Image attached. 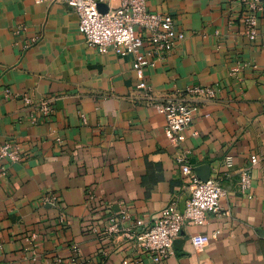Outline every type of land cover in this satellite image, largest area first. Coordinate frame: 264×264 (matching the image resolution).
<instances>
[{"label":"crops","instance_id":"crops-1","mask_svg":"<svg viewBox=\"0 0 264 264\" xmlns=\"http://www.w3.org/2000/svg\"><path fill=\"white\" fill-rule=\"evenodd\" d=\"M146 5L171 15L185 35L145 69L154 98L190 86L218 90L180 144L135 90L132 56L88 47L63 0H0V142L20 153L0 179V263L151 264L148 252L103 232L108 218L123 212L130 220L122 228L135 219L149 226L171 200L182 211L189 194L181 167L208 165L225 191L220 216L185 224L162 264H264V13L249 41L232 0ZM24 96L48 101L51 114L40 117ZM243 171L251 186L241 193ZM51 194L56 204L45 201ZM194 234L209 237L200 251Z\"/></svg>","mask_w":264,"mask_h":264},{"label":"built area","instance_id":"built-area-1","mask_svg":"<svg viewBox=\"0 0 264 264\" xmlns=\"http://www.w3.org/2000/svg\"><path fill=\"white\" fill-rule=\"evenodd\" d=\"M37 3L43 0H35ZM67 6L78 15V32L84 36L88 47L98 54L112 51L116 56H132V70L135 74V90L142 93L145 104L152 107L165 119L164 134L173 144H180L185 139V132L191 126L200 103L214 100L217 89L204 86H190L185 90L176 91L173 95L156 99L145 81V69L160 57L172 54L178 43L185 39L183 32L176 30L174 20L169 14L150 12L146 0H63ZM241 8L240 23L243 33L249 41L257 38L258 19L264 13L263 0H232ZM98 4L107 7L105 13L98 10ZM240 69L236 66L230 74ZM5 97L11 95L9 90L4 91ZM27 107L38 112L40 117H48L52 108L48 101L33 102L28 96L22 98ZM33 119V118H32ZM20 153L16 146L0 142V179L5 178L7 164L19 160ZM256 156L250 157L251 166L257 163ZM182 162V159H178ZM230 167V160L226 161ZM183 187L189 197L184 209L178 210L175 200H171L160 212L157 220L146 226L142 220H133L128 228H122L124 221L129 217L121 212L120 217L111 216L108 224L103 228L107 236L120 234L133 246L149 253L151 264H162L167 258L174 255V242L178 238L183 226L187 223L194 226H204L207 223V214H216L218 217L220 200L225 191L219 182L209 179L201 181L188 165L181 167ZM239 191L246 192L251 181L247 171H243L238 182ZM50 204H56L55 194L45 198ZM219 231L212 234L216 238ZM192 246L200 251L209 243V237L203 234H194L190 237ZM72 251L78 254L76 245ZM102 256L107 252L103 250ZM123 261L122 264H127ZM3 264V263H0ZM54 264H63L57 261Z\"/></svg>","mask_w":264,"mask_h":264},{"label":"water","instance_id":"water-1","mask_svg":"<svg viewBox=\"0 0 264 264\" xmlns=\"http://www.w3.org/2000/svg\"><path fill=\"white\" fill-rule=\"evenodd\" d=\"M98 10L101 13H105L107 11V7L103 4H98ZM195 173L198 176V178L206 182L210 178V168L208 165L199 166L195 169Z\"/></svg>","mask_w":264,"mask_h":264}]
</instances>
